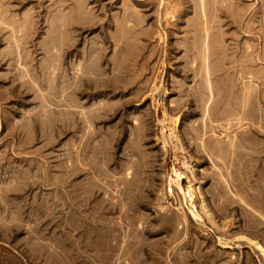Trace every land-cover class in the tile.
I'll list each match as a JSON object with an SVG mask.
<instances>
[{
	"label": "rangeland",
	"instance_id": "1",
	"mask_svg": "<svg viewBox=\"0 0 264 264\" xmlns=\"http://www.w3.org/2000/svg\"><path fill=\"white\" fill-rule=\"evenodd\" d=\"M263 44L264 0H0V264H264Z\"/></svg>",
	"mask_w": 264,
	"mask_h": 264
},
{
	"label": "bare ground",
	"instance_id": "2",
	"mask_svg": "<svg viewBox=\"0 0 264 264\" xmlns=\"http://www.w3.org/2000/svg\"><path fill=\"white\" fill-rule=\"evenodd\" d=\"M201 2V1H200ZM201 4H202V2H201ZM200 4V5H201ZM201 6H204L203 4L201 5ZM218 8V7H217ZM82 9V8H81ZM85 11V10H84ZM203 11H205L204 9H203ZM217 11V10H216ZM81 14V13H80ZM78 16V15H77ZM208 35H209V33H208ZM263 39V38H262ZM205 42V41H204ZM209 45V44H208ZM264 45V44H263ZM207 47V46H206ZM210 48V47H209ZM259 49H261V48H259ZM212 50V49H211ZM263 50V49H262ZM204 51H205V49H204ZM261 52V51H260ZM209 54V53H208ZM264 55V54H263ZM209 56V55H208ZM210 57V56H209ZM264 57V56H263ZM241 58V57H240ZM207 59V58H206ZM260 59V58H259ZM256 60V59H255ZM261 60V59H260ZM245 61V60H244ZM262 61H264V59H262ZM261 61V62H262ZM261 62H260V64H261ZM254 64V63H253ZM263 64V63H262ZM264 65V64H263ZM242 67V66H241ZM243 69V68H242ZM245 70V69H244ZM244 70H242V71H244ZM264 72V71H263ZM263 72H260V74L261 73H263ZM209 73V72H208ZM258 73V72H257ZM241 74H243V73H241ZM259 74V73H258ZM254 75H256V73L254 74ZM262 75V74H261ZM211 76V75H210ZM260 76V75H259ZM244 77V76H243ZM248 77H250V75L248 76ZM261 77V76H260ZM210 78V77H209ZM245 78V77H244ZM211 89H213V88H211ZM207 103V102H206ZM174 174H175V172H174ZM178 174V173H177ZM176 174V175H177ZM178 185L180 186V191L184 194V197H185V200L188 202V195H189V197H191V192H192V190L190 189V186L188 185H186V187H184V184H183V177H181V176H178ZM174 180H176V178L174 179ZM129 181V180H128ZM190 199V198H189ZM189 202H190V200H189ZM191 203V202H190ZM116 206V205H115ZM109 208V207H108ZM107 208V209H108ZM109 209H111V205H110V208ZM260 247V246H259ZM260 249H261V251L263 252V254H264V249L262 248V247H260Z\"/></svg>",
	"mask_w": 264,
	"mask_h": 264
}]
</instances>
